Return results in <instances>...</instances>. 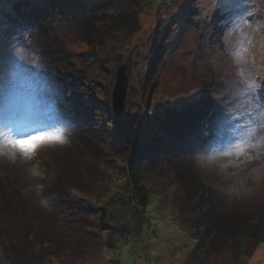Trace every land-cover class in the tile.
Returning a JSON list of instances; mask_svg holds the SVG:
<instances>
[{"label":"rangeland","instance_id":"374dc122","mask_svg":"<svg viewBox=\"0 0 264 264\" xmlns=\"http://www.w3.org/2000/svg\"><path fill=\"white\" fill-rule=\"evenodd\" d=\"M2 2L3 0H0V3ZM33 2L42 4L39 3L41 0H33ZM132 2L134 4L128 6L133 14L130 20L137 23L135 27L127 28L131 34L116 33L109 34V37L103 35L106 39H96L92 46L78 42L79 36L75 24L71 23L73 20L71 16H64L52 10L50 12L52 29L54 28L64 39L72 53L70 60L65 63V68L64 63L62 64L60 75L57 76L59 82L62 86L67 84L71 87L70 85L73 84L75 88L77 87L73 80H70V84L68 79L63 77L65 69L75 71V76L87 74L93 75L96 79L95 85H92L93 91L85 94V96L89 95L86 97L94 98L97 103L92 105V116L90 113L86 116L88 123L100 124L103 122V117L112 118V89L116 70L121 64H126L129 79L122 117H127L131 124L139 126L140 135L147 140L158 141V138L164 137L162 131L166 122L164 118L174 116L179 121V116L184 117L188 111L192 113L194 110L193 97H198L202 101L210 91L221 101V107L225 109L224 116L230 115L232 125L238 127L236 118L240 116L245 115L248 120L246 113L253 106L245 97L238 94L242 85L235 76L230 54L225 50L226 29L215 10L214 0H133ZM184 5H189V8L185 10ZM248 12L252 15L247 16ZM234 14L247 16L249 24L253 28H258V31L251 33L253 46L248 55L247 73L252 74L256 84H263L264 0H241L239 6L234 9ZM74 19L76 20V17ZM95 26L103 34H106L110 27L106 20L96 21ZM6 35L5 40L2 41L3 45L7 46L6 50L3 49L7 53L5 58L8 61L13 59L17 65L23 63L19 60V56L26 57L31 77L37 80L36 75L39 77L44 71L40 72L39 67L31 65H34L37 57L32 47L37 49L39 38H36L34 44L31 42L33 46L28 43L25 47L11 34ZM240 39V33H234L231 37L233 44ZM158 58L159 64L151 70V75L148 74L149 66L157 62L155 60ZM12 68L16 69L17 73H21L17 68ZM17 76L22 77L20 74ZM20 80L16 86L18 85V88L22 86L23 91L28 85L30 88L33 86L30 79ZM40 89L41 87L36 90L35 103L43 94ZM2 90L3 87L0 88V91ZM73 94L65 101L71 109L78 105L77 97ZM24 95L15 99L17 106L13 107L14 110H19L22 103H27ZM200 103L202 102L196 104L200 105ZM185 106L188 108H183ZM0 112H4V100ZM22 114L26 116L25 113ZM147 120L149 123L159 122L157 128L153 129L147 125L143 127ZM184 131L188 132L187 128ZM64 144L42 145L30 158L24 157L19 152H16L14 157L11 155V173L8 175L7 184L2 185L5 190L1 192L5 193L11 203L15 197L16 206L15 212L4 215L5 222L0 220V264H25L24 259L18 258L20 255L17 251L18 247L12 248L10 242L22 235L25 220H32L39 208L43 207L44 203H41L40 195L39 197L37 195L39 192L37 186L41 184L36 181L45 175L57 180L60 169L66 163L62 162L60 157L54 161L53 158L50 159V155L57 147V154H61L59 148ZM184 147H187V144H184ZM174 148L182 150V146ZM250 151L253 152L249 155L251 159L240 157L243 162L229 190L238 195L236 206L241 207L254 199L256 201L252 202V207L264 210V171L262 170L264 146ZM43 158L45 161L41 164ZM3 161L0 159V165ZM198 161L199 166L203 167V170L202 167L199 168L203 180L208 182L213 179L214 174L208 172L211 164L205 163L204 158ZM99 166L98 164V170ZM177 168V166L173 168L171 165L165 167L159 165L155 172L148 168L144 180L152 198L151 204L146 209L149 220L143 222V225L137 223V220L133 221L134 225L129 226V229L135 234H125V238L120 239L114 248L112 241H109L110 244L105 242V230L98 225L97 217L88 216L89 222L85 225L83 223L84 227H78L76 224L77 229L75 231L71 229L68 236L63 231L65 213L47 212L44 219L47 233L59 242H55L52 246L54 255L49 252L44 257H42V244H35L31 249L34 260L38 259V263L43 261L39 264H264V226L258 229L260 233L258 239H261V242L242 259H234L231 251L217 249L216 246L207 255L203 251H193L194 240L187 230L190 220L184 219L181 214L177 215L175 210L184 203L181 181L176 175ZM108 172L107 184L103 183L95 189L94 185L87 183L84 187L79 186V191L72 192L69 196L70 205L73 203L83 205L90 202L89 198L95 202L99 200L108 203L107 198L111 192L116 191L119 194L122 178L115 179L114 173ZM70 174L73 176L72 171ZM107 185H110L107 191L101 190ZM89 213L92 214L93 211L90 209ZM138 215L139 213L137 218ZM84 218H87L86 215ZM176 219H179V222L175 221ZM53 247L64 251V255L61 258L57 256Z\"/></svg>","mask_w":264,"mask_h":264},{"label":"trees","instance_id":"16d2710c","mask_svg":"<svg viewBox=\"0 0 264 264\" xmlns=\"http://www.w3.org/2000/svg\"><path fill=\"white\" fill-rule=\"evenodd\" d=\"M132 1L41 0L39 3L42 4H35L33 0H3L0 3V88L3 87L0 91V107L4 100L5 85H7L14 101L27 93L24 95L27 103H22L19 110L13 109L17 106L14 103L10 109L12 119L20 133L27 134L34 128H46L49 124L66 129V142L59 148L61 154H57V147L50 155V159L53 158L52 160L56 161L55 159L60 157L61 161L66 164L60 169L57 180L45 175L36 181L41 184L37 186L39 189L37 195L38 197L40 195L41 201H46V203L41 209L39 208L32 220H25L22 235L10 242L12 248L18 247L17 251L20 253L18 258L24 259L25 264L43 262L38 263V259L34 260L31 249L35 244H42V257H44L53 251L54 243L59 242L46 230L44 219L47 212L50 213L49 211L65 213L64 217L61 216L64 218L65 235H68L71 229L75 231L76 224L78 227H84L85 223L89 222L88 216L97 217L98 225L105 230V242L110 244L109 241H112L113 248L120 239L125 238V234H135L129 229V226L134 225L133 221L137 220V223L143 225V222L149 220L146 209L151 204L152 198L144 180L145 174L148 168L153 172L157 171L159 165L178 167L176 175L181 181V195L184 203L182 207L175 208V210H177V215L181 214L184 219L190 220L187 230L190 231L194 240L193 251H203L207 255L216 246L217 249L231 251L234 259H242L247 257L255 245L261 242V239H258L260 236L258 229L264 226V210L252 207V202L256 201L254 199L244 203L241 207L236 206L235 201L238 195L229 190L233 185L234 177L241 168L242 159L239 158V161L229 163L230 158H223L212 163L208 172L214 174V178L208 182L203 180L201 172L203 167L199 166L198 160L202 161L204 158L206 163V157L227 150L226 145L218 140L206 146L205 140L201 137L202 129L209 140H212L218 130L216 115L209 113L206 104L192 103L194 105L192 113L188 111L184 117L179 116V121L174 116L164 118L166 120L162 130L164 137L158 138V141L147 140L140 135L139 126L131 124L127 117H122L124 110L119 115L114 112L112 102V118L103 117L102 125L96 122H93L94 125L88 123L86 116L89 113L92 116V105L97 104L94 98L86 97L89 95L85 96L88 91L90 93L94 89L92 85L96 79L93 75H89L90 77L87 74L86 76H75V71L65 69L63 77L68 79L70 84V80H73L77 87L75 88L73 84H69L71 87L67 84L62 86L59 82L58 77L62 64L64 63L65 68V63L70 60L72 53L64 39L54 28L52 29L51 10L64 16H71L73 18L71 23L75 24L76 33L79 36L78 42L92 46L96 39H106L105 36L109 37V34H131L128 29H131V26L135 27L137 23L130 20L133 14L128 6L134 4ZM184 7L187 10L189 5H184ZM103 20H106L110 26L106 34L95 26L96 21ZM7 33L14 36L16 41L20 40L25 47L28 43L34 44L36 38H39L37 49L32 48L37 55L36 61H39V66L36 67L44 73L39 77L36 75L37 80L31 77L29 64L25 66L28 67V71L17 73L16 69L12 68H16V62L5 58L7 53L3 49L6 50L7 46L5 47L2 41L7 37ZM159 58L155 60L156 65L153 63L149 66L148 74L152 73L151 70L159 64ZM17 74L22 75L21 78L26 81L28 79L32 81L33 86L30 88L28 85L24 89L26 92L22 90V86L21 88L16 86L17 82L21 81ZM40 87L43 94L35 103L36 90ZM71 94L76 95L78 100L77 107L72 109L65 104ZM33 103L35 104L32 105ZM183 108H188V106ZM3 116L4 112H0V128L3 127ZM248 120L245 115L240 116L236 121L237 128H243ZM157 123H149L147 120L143 127L147 125L155 129ZM186 128L188 132L184 131ZM184 144H187V147H184ZM175 146H182V150H177ZM252 153L249 150L248 155ZM10 157L9 154L0 155V159L4 160L0 165V220L2 222L6 220L4 215L15 212L16 206L15 197L11 203L5 193L1 192L5 190L2 185L7 184L8 175L11 173L12 158ZM231 159L235 160V158ZM44 161V158L41 159V164ZM98 164L100 165L99 170ZM200 167H202L201 170ZM71 171L73 176L70 174ZM108 171L114 173L115 179L122 178L121 192H119L121 195L113 191L115 193L111 192L107 198L108 203L99 200L95 202L89 198L90 202L83 205H76L79 203L70 205L69 196L72 192L79 191L81 186L84 187L85 184L90 183L96 189L103 183L107 184ZM109 188L110 185H107L101 190L107 191ZM90 209L93 211L92 214L89 213ZM137 213H139L138 218ZM85 215L87 218H84ZM175 221L179 222V219ZM53 248L60 258L64 255V251Z\"/></svg>","mask_w":264,"mask_h":264},{"label":"snow or ice","instance_id":"6c2138e0","mask_svg":"<svg viewBox=\"0 0 264 264\" xmlns=\"http://www.w3.org/2000/svg\"><path fill=\"white\" fill-rule=\"evenodd\" d=\"M214 3L215 10L220 15L226 29L224 33L225 50L230 54L235 76L242 85L238 94L245 97L253 107L246 113L249 117L247 125L237 128L232 125L230 115L224 116L225 110L221 107V101L213 94L209 93L202 101L198 97H193L192 102L206 104L209 113L215 114L217 118L218 130L212 140L208 139L203 129L201 130V137L205 140L206 146L218 140L225 144L227 149L220 151L217 155L206 157V163L212 164L223 158H230L229 163H235L240 157L251 159L252 157L248 155L249 150L264 146V84H256L252 74L247 73L248 55L253 46L251 33L258 31V28H253L249 24L247 16L252 15L251 12H248L247 16L234 14V9L239 6L241 0H214ZM234 33L241 35V39L235 44L231 40ZM18 58L23 63L16 65L17 71L21 73L27 71L26 57L19 56ZM33 66H39V61H35ZM14 103L5 85L3 127L0 128V155L9 154L14 157L15 153L19 152L24 157L30 158L42 145L65 143L66 129L55 124H49L46 128H34L27 134L20 133L10 112ZM236 119L238 120L239 117Z\"/></svg>","mask_w":264,"mask_h":264},{"label":"water","instance_id":"95a60500","mask_svg":"<svg viewBox=\"0 0 264 264\" xmlns=\"http://www.w3.org/2000/svg\"><path fill=\"white\" fill-rule=\"evenodd\" d=\"M128 81L126 64H121L116 70L115 83L112 89V108L118 115L125 109Z\"/></svg>","mask_w":264,"mask_h":264},{"label":"clouds","instance_id":"9594fccd","mask_svg":"<svg viewBox=\"0 0 264 264\" xmlns=\"http://www.w3.org/2000/svg\"><path fill=\"white\" fill-rule=\"evenodd\" d=\"M42 203H46V201L42 202Z\"/></svg>","mask_w":264,"mask_h":264}]
</instances>
